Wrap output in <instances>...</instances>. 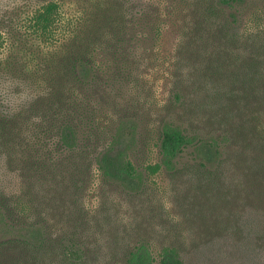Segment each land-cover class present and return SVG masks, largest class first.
<instances>
[{
    "label": "trees",
    "instance_id": "16d2710c",
    "mask_svg": "<svg viewBox=\"0 0 264 264\" xmlns=\"http://www.w3.org/2000/svg\"><path fill=\"white\" fill-rule=\"evenodd\" d=\"M168 22L179 37L162 101L149 74ZM34 32L0 61L18 81L0 89V264H186L174 243L155 255L131 239L106 191L88 203L98 173L141 200L161 168L191 175L211 209L239 193L253 216L215 226L238 228L264 264V0H47ZM150 139L159 160L134 159Z\"/></svg>",
    "mask_w": 264,
    "mask_h": 264
},
{
    "label": "rangeland",
    "instance_id": "374dc122",
    "mask_svg": "<svg viewBox=\"0 0 264 264\" xmlns=\"http://www.w3.org/2000/svg\"><path fill=\"white\" fill-rule=\"evenodd\" d=\"M46 1L0 0V61L9 53L11 47L20 46L28 39L31 43L35 42L34 15ZM72 8L65 5L63 9L72 12ZM178 37V27L175 23L168 22L157 50L158 62L161 60L165 64L163 68L159 65L158 69L161 70L159 73L153 70L149 74L159 79L155 82L158 100L164 101L168 96L165 86L169 83L167 79L169 74L165 73V68L176 53ZM16 86L17 80L0 75V89L16 90ZM153 109L158 111V106L154 105ZM172 116L175 119V114ZM183 120L186 121L185 118ZM178 121L183 123L182 120ZM152 130L154 129L150 132ZM141 131L145 132L144 127ZM148 142V148L141 151L142 153L137 152L140 145L133 150L134 159L151 162L159 160L157 140L150 139ZM194 157L193 147L188 148L178 157V166L183 167L194 162ZM191 177L188 173L175 174L161 168L155 174L149 175L147 188L139 200L138 197H128L116 186H103V189L102 179L98 173L89 192L88 203L95 208L102 196L101 193L106 191V196H110L116 203L118 219L132 222L131 239L150 240L155 255H158L164 243H174L181 249L186 264H258L260 256L254 255L248 247L245 251L241 239L243 233H240L238 228L226 231L215 226L218 219L228 217L226 214L229 213L231 218L234 216L235 224L240 222V215L244 211H249V215L253 216L246 200L243 201L239 193L234 191L228 203L222 200L215 206L216 208L211 209L204 191L191 183ZM220 245L222 251L214 249Z\"/></svg>",
    "mask_w": 264,
    "mask_h": 264
}]
</instances>
